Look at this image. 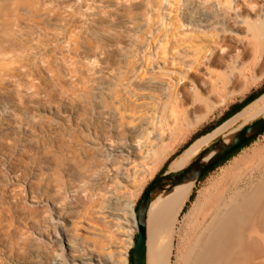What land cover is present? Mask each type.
Instances as JSON below:
<instances>
[{"label":"rangeland","instance_id":"rangeland-1","mask_svg":"<svg viewBox=\"0 0 264 264\" xmlns=\"http://www.w3.org/2000/svg\"><path fill=\"white\" fill-rule=\"evenodd\" d=\"M87 3H91L90 17L85 13ZM157 7L147 10L142 0H0V264H47L52 257L54 224L50 218L54 212L65 213L73 221L91 222L88 232H83L86 240L110 252L115 264H131L136 225L130 219V226L122 224L128 211L123 216L103 209L106 189L113 188L115 179L108 180L110 168L100 140L116 136L118 127L128 131L131 110L147 111L153 105L157 111L168 102L145 80L152 76L150 70L138 72L152 61L151 39L165 22L161 5ZM254 10L240 12L252 32L246 27L232 30L244 39L246 56L235 55L227 66L215 68L223 78L215 99L201 92L195 78L190 85L194 89L187 90L179 108L183 118L166 127L164 144L170 150L159 165L139 169V184L124 195L134 211L158 176L177 171L172 168L175 159L226 122L222 118L234 104L264 85V2ZM178 12L179 20L186 23L180 8ZM129 17L135 19L133 23ZM69 35L74 42L62 49ZM196 101L198 108L193 104ZM210 108L211 116L197 125ZM118 114L123 115V122ZM263 116L264 112L246 124L240 121L227 132ZM122 137L127 138L126 133ZM263 148L264 132L200 178L182 215L200 191L236 167L238 160L256 152L264 157ZM250 165L240 166L241 172ZM97 176L103 179L94 185ZM244 186L242 182L239 187ZM118 228L130 232L126 255L117 253ZM180 240L177 236L175 243ZM61 260L68 263V257ZM176 263L175 247L171 264Z\"/></svg>","mask_w":264,"mask_h":264},{"label":"bare ground","instance_id":"bare-ground-1","mask_svg":"<svg viewBox=\"0 0 264 264\" xmlns=\"http://www.w3.org/2000/svg\"><path fill=\"white\" fill-rule=\"evenodd\" d=\"M263 2L264 0H165L160 4L159 0H142L147 10L161 5L165 22L161 23L157 36L151 39L154 46L152 61L146 62L138 72L144 73L145 68L149 69L152 76L145 80L152 90L158 91L168 102L157 111L153 105L147 111L131 110L132 119L127 124L128 131L118 127L116 136L100 140L101 149L105 151L103 159L108 164L107 168H110L107 169L108 180L111 176L115 179L113 188L106 189L108 195L106 194V206L103 209L113 215L123 216L128 211L122 224L130 226V219L131 225H136L134 207L124 195L139 184L141 167H146L147 164L159 165L170 150L167 148L169 145L164 144L166 127L169 123L176 124L180 117L183 118V111L179 108L186 98L187 90L194 89L190 85L198 78L201 92L206 93L208 98L217 96L219 83L223 78L215 68L227 66V60L235 55L246 56L244 39L232 32L237 28L246 27L248 31L251 29L247 26V20L241 18L240 12H252ZM179 8L186 23L179 20ZM91 11V3L85 4V13L89 17ZM128 20L133 23L135 19L129 17ZM54 37L57 38V35ZM73 42V36H67L62 49H67ZM92 65L90 60L88 68L91 69ZM144 78L142 76L140 80ZM195 93L199 95L198 91ZM196 95L195 100H198ZM227 99L224 100L225 103ZM199 102L193 103L194 107L198 108ZM263 112L264 95L211 133L193 142L174 160L172 168L177 171L184 169L204 147L226 135L235 124L240 121L249 123ZM212 113L213 109L210 108L204 117H198V120L196 118V124H200ZM118 119L123 122V115L118 114ZM124 133L127 138L122 137ZM125 150L128 153H124ZM262 151L264 153V148ZM253 154L250 155L252 157L244 156L238 160L235 163L237 168L232 166L209 188L200 191L184 215L183 210L195 182L183 184L170 193L160 194L153 201L147 219V264H171L175 247L176 264H264V157L261 152ZM257 160L258 163L255 164ZM247 164L252 166L241 172L240 166ZM100 179L103 176L95 177L92 180L94 185L99 184ZM242 182H245V186L240 188ZM52 215L50 223L54 224V239L51 243L53 249L47 264H115L110 252H105L99 244L86 240L84 233L88 232L91 222L73 221L61 212H54ZM69 222L72 223L71 227L67 224ZM178 224L182 226L179 228ZM129 233L124 228L116 230L114 241L117 253L127 254L130 248L128 244H131ZM177 236L181 237L178 244L175 243ZM62 257H68V263L61 260Z\"/></svg>","mask_w":264,"mask_h":264},{"label":"water","instance_id":"water-1","mask_svg":"<svg viewBox=\"0 0 264 264\" xmlns=\"http://www.w3.org/2000/svg\"><path fill=\"white\" fill-rule=\"evenodd\" d=\"M263 132L264 116L252 124L218 137L184 169L158 176L143 195L135 211L137 237L131 253V264H147V219L153 201L160 194L170 193L183 184L196 183L210 168Z\"/></svg>","mask_w":264,"mask_h":264},{"label":"trees","instance_id":"trees-1","mask_svg":"<svg viewBox=\"0 0 264 264\" xmlns=\"http://www.w3.org/2000/svg\"><path fill=\"white\" fill-rule=\"evenodd\" d=\"M262 95H264V85L262 86V88L252 92L250 95H248L241 103H236L234 104L230 111H228L224 117L222 118V122L230 119L231 117H233L234 115L238 114L239 112H241L245 107H247L248 105H250L251 103H253L255 100H257L258 98H260ZM207 131L204 130L202 132V134H206ZM257 137L252 138L251 140H249L246 144H244L243 146H241L240 148H238L235 152H233L232 154H230L228 157H226L223 161H221L220 163L214 165L212 168H210L201 178H204L208 173H210L211 171H213L216 167H218L221 163L225 162L226 160H228L229 158H231L232 156H234L236 153H238L242 148H244L245 146H247L248 144H250L252 141H254ZM150 187V186H149ZM148 187V188H149ZM147 191V190H146Z\"/></svg>","mask_w":264,"mask_h":264}]
</instances>
